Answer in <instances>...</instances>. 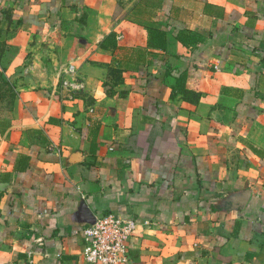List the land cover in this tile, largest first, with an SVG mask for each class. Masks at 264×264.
<instances>
[{
    "label": "crops",
    "instance_id": "crops-1",
    "mask_svg": "<svg viewBox=\"0 0 264 264\" xmlns=\"http://www.w3.org/2000/svg\"><path fill=\"white\" fill-rule=\"evenodd\" d=\"M111 213L122 264H264V0H0V264Z\"/></svg>",
    "mask_w": 264,
    "mask_h": 264
},
{
    "label": "built area",
    "instance_id": "built-area-1",
    "mask_svg": "<svg viewBox=\"0 0 264 264\" xmlns=\"http://www.w3.org/2000/svg\"><path fill=\"white\" fill-rule=\"evenodd\" d=\"M75 71L74 64H69L66 73ZM65 86H73L69 79ZM137 222L115 214L97 217L83 229L84 244L82 254L88 264H122L129 261V242L134 236Z\"/></svg>",
    "mask_w": 264,
    "mask_h": 264
}]
</instances>
